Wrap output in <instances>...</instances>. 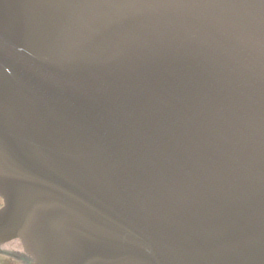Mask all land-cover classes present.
Listing matches in <instances>:
<instances>
[{
    "label": "water",
    "instance_id": "obj_1",
    "mask_svg": "<svg viewBox=\"0 0 264 264\" xmlns=\"http://www.w3.org/2000/svg\"><path fill=\"white\" fill-rule=\"evenodd\" d=\"M0 198L32 264H264V0H0Z\"/></svg>",
    "mask_w": 264,
    "mask_h": 264
},
{
    "label": "flooded vegetation",
    "instance_id": "obj_2",
    "mask_svg": "<svg viewBox=\"0 0 264 264\" xmlns=\"http://www.w3.org/2000/svg\"><path fill=\"white\" fill-rule=\"evenodd\" d=\"M0 264H30V259L14 240L0 245Z\"/></svg>",
    "mask_w": 264,
    "mask_h": 264
}]
</instances>
